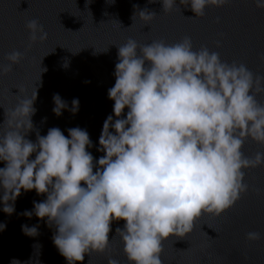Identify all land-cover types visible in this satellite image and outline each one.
I'll return each instance as SVG.
<instances>
[{
    "label": "clouds",
    "instance_id": "9594fccd",
    "mask_svg": "<svg viewBox=\"0 0 264 264\" xmlns=\"http://www.w3.org/2000/svg\"><path fill=\"white\" fill-rule=\"evenodd\" d=\"M227 2L179 0L177 5L176 0H161L163 12L182 5L194 13L188 18L202 17L206 7ZM253 2L264 10V0ZM140 15L150 21L156 13L144 10ZM25 28L29 46L47 39L37 19L28 20ZM117 49L115 84L108 90L113 114L103 123L97 151L104 155L95 164L87 151L92 147L89 134L79 127L68 129L67 137L53 127L44 136L37 132L35 142L26 138L33 130L36 88L5 110L2 211L14 213L21 190L44 195L46 199L33 201L32 210L20 215H35L55 228L52 242L67 264L105 254L111 225L121 220L115 237L128 264H163L166 240L183 239L202 216H220L232 208L249 189L245 171L264 166V151L250 157L242 152L248 139L264 147V103L256 99L264 94V75L243 63L223 62L206 46L194 49L190 36L146 45L130 38ZM22 57L19 51L8 53L9 63L0 65V75L12 71ZM53 103L56 116L79 109L78 98L70 109L59 94L53 95ZM38 227L21 225V230L34 237ZM5 228L0 223V231ZM246 239L259 241L264 234L250 231ZM107 264L120 262L109 256Z\"/></svg>",
    "mask_w": 264,
    "mask_h": 264
},
{
    "label": "water",
    "instance_id": "95a60500",
    "mask_svg": "<svg viewBox=\"0 0 264 264\" xmlns=\"http://www.w3.org/2000/svg\"><path fill=\"white\" fill-rule=\"evenodd\" d=\"M144 10L155 12L154 19L145 20L140 15ZM193 16L182 5L165 13L161 0H0V65L9 63L8 53H23L12 71L0 75V135L5 110L30 97L36 88L33 130L26 138L35 142L37 132L44 136L53 127L67 137L68 129L79 127L89 134L92 147L87 151L95 164L104 155L97 151L103 123L113 114L114 101L108 98V90L115 84L117 46L130 38L146 45L154 40L175 43L190 36L194 49L206 46L218 52L223 62L243 63L254 74L264 75V10L257 9L253 0H228L222 7H206L202 17L188 18ZM31 19L43 25L47 39L29 46L25 24ZM54 94H59L69 109L71 101L78 98V111L72 114L65 109L56 116L52 111ZM256 99L264 103V94ZM258 151L264 147L246 140L242 148L246 156ZM34 158L35 154L30 157ZM2 167L4 162H0ZM245 181L249 189L232 208L220 216L204 215L183 239L170 237L164 242L163 264H264V239H246L250 231L264 234V166L247 169ZM44 199L34 189L21 190L10 216L0 204V223L6 224L0 231V264H10L13 259L20 264H67L52 242L55 228L35 215H20L32 210L33 201ZM123 224L122 220L112 223L105 254L86 255L80 264H107L109 256L128 264L123 245L115 237V229ZM21 225H38V235H25Z\"/></svg>",
    "mask_w": 264,
    "mask_h": 264
}]
</instances>
